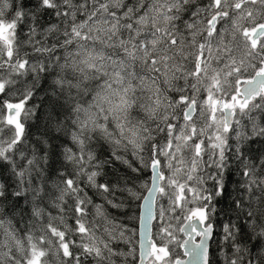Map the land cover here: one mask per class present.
Segmentation results:
<instances>
[{
    "label": "snow or ice",
    "instance_id": "1",
    "mask_svg": "<svg viewBox=\"0 0 264 264\" xmlns=\"http://www.w3.org/2000/svg\"><path fill=\"white\" fill-rule=\"evenodd\" d=\"M0 264H264V0H0Z\"/></svg>",
    "mask_w": 264,
    "mask_h": 264
},
{
    "label": "trees",
    "instance_id": "2",
    "mask_svg": "<svg viewBox=\"0 0 264 264\" xmlns=\"http://www.w3.org/2000/svg\"><path fill=\"white\" fill-rule=\"evenodd\" d=\"M17 79H18V80H30L31 77H30V76H29V77H19V78H17ZM32 130L35 131V129H32ZM52 214H53V215L56 214V210H55V209L52 210ZM133 231H135V230H133ZM133 240L138 242V236H134V237H133Z\"/></svg>",
    "mask_w": 264,
    "mask_h": 264
},
{
    "label": "water",
    "instance_id": "3",
    "mask_svg": "<svg viewBox=\"0 0 264 264\" xmlns=\"http://www.w3.org/2000/svg\"><path fill=\"white\" fill-rule=\"evenodd\" d=\"M137 236H138V234H137ZM181 255H182V252H181ZM185 259H187V258L185 257Z\"/></svg>",
    "mask_w": 264,
    "mask_h": 264
},
{
    "label": "rangeland",
    "instance_id": "4",
    "mask_svg": "<svg viewBox=\"0 0 264 264\" xmlns=\"http://www.w3.org/2000/svg\"><path fill=\"white\" fill-rule=\"evenodd\" d=\"M164 203L166 204V201Z\"/></svg>",
    "mask_w": 264,
    "mask_h": 264
}]
</instances>
